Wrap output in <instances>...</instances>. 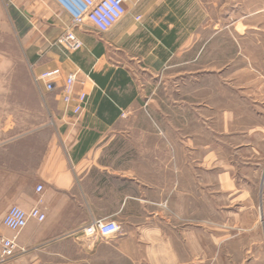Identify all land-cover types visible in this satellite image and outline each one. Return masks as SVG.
Instances as JSON below:
<instances>
[{"label": "crops", "instance_id": "obj_1", "mask_svg": "<svg viewBox=\"0 0 264 264\" xmlns=\"http://www.w3.org/2000/svg\"><path fill=\"white\" fill-rule=\"evenodd\" d=\"M8 1L24 38L34 98L51 123L0 142V237L16 235L3 224L11 206L30 210L41 200L46 213L17 234L25 250L17 249L7 264L217 259L218 245L237 237L218 231L232 227L212 215L219 200L244 213L257 195L264 244V81L237 82L236 93L203 86V78L219 77V63H203L202 53L217 36L249 29L251 0H131L127 15L104 33L89 22L73 26L56 0ZM252 12L260 14L261 6ZM68 31L83 42L80 49L59 41ZM233 66L219 67L227 77ZM51 69L60 70L52 91L35 81ZM72 73L76 91L88 94L79 117L62 99ZM261 94V103L250 102ZM217 96L223 105L214 102ZM255 178L260 189L250 185ZM96 219L113 220L121 231L84 235ZM242 222L239 228H251ZM205 226L215 246L207 258Z\"/></svg>", "mask_w": 264, "mask_h": 264}, {"label": "rangeland", "instance_id": "obj_2", "mask_svg": "<svg viewBox=\"0 0 264 264\" xmlns=\"http://www.w3.org/2000/svg\"><path fill=\"white\" fill-rule=\"evenodd\" d=\"M259 3L257 0H251V12L247 20L248 30L243 34L233 30L231 35L217 36L210 49L202 53L203 63L216 62L219 66L226 62L234 63L233 74L227 77L225 74L227 69L218 66L216 71L219 77L215 81L213 77L209 78L212 79L210 81L203 78V86L207 84L211 87V91L217 94L225 93L227 86L233 87L236 93L241 91L237 89V82L261 83V80L264 81V0H259ZM258 6H261V13H253L252 10ZM11 14L13 13L9 1L0 0V142L22 138L36 125L51 123L39 102L34 98L31 74L23 47L24 38L19 35L17 23L11 18ZM242 30L240 26L239 31ZM220 78L223 79L222 82ZM218 96L221 97V95ZM218 96L217 99L215 96L214 102L223 105L225 99ZM260 101H263L262 94L258 95L257 100L252 99L250 102L261 103ZM234 102L235 106H242V100L236 98ZM239 175L241 176V172ZM247 182L239 180L240 184L246 185ZM249 182L250 185L253 182L254 187L260 189L259 179L255 178ZM252 198L255 201V207L251 202L249 210L244 213L237 212V205L234 206L233 212L226 210L219 200L218 210L212 215L218 224L226 222L232 227L220 228L218 231H228L229 234L237 237L222 247L221 244L218 245L221 255L217 259H209L207 255L214 252L215 246L210 243V228L203 227V232L207 231V235L203 234L202 237V252L206 254L207 259H197L190 264H264V257L261 258V252L264 254V244H261L263 234L259 207L261 198L258 195ZM241 221L250 224L251 228H239ZM255 223L258 224L255 225ZM190 247V243L187 242L188 251Z\"/></svg>", "mask_w": 264, "mask_h": 264}, {"label": "built area", "instance_id": "obj_3", "mask_svg": "<svg viewBox=\"0 0 264 264\" xmlns=\"http://www.w3.org/2000/svg\"><path fill=\"white\" fill-rule=\"evenodd\" d=\"M72 18V25L77 27L84 26L87 22L91 23L99 32H107L113 28L128 13L127 4L131 0H56ZM136 20H141L137 16ZM60 42H64L71 50L80 49L83 42L72 31L62 37ZM60 76L59 69H51L35 76L36 83L43 82L50 91L55 88V81ZM77 75L69 74L62 87V99L66 107L71 109L74 116L79 117L87 103L88 94L85 91H76ZM77 102L72 105L73 100ZM43 191V185L37 186V192ZM41 203V200H39ZM30 210H26L18 205H13L3 218L6 228L15 232L13 237H0V264H7L17 249L24 251L16 242L17 234L24 229L31 219L43 222L46 219L45 211L40 204ZM121 231V227L113 220L96 219L83 227V234L86 236L110 237Z\"/></svg>", "mask_w": 264, "mask_h": 264}]
</instances>
